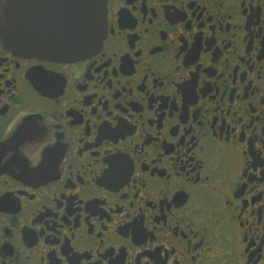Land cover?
Listing matches in <instances>:
<instances>
[{
    "label": "flooded vegetation",
    "instance_id": "af4514ba",
    "mask_svg": "<svg viewBox=\"0 0 264 264\" xmlns=\"http://www.w3.org/2000/svg\"><path fill=\"white\" fill-rule=\"evenodd\" d=\"M106 29L76 60L0 34V264H264V0Z\"/></svg>",
    "mask_w": 264,
    "mask_h": 264
},
{
    "label": "water",
    "instance_id": "95a60500",
    "mask_svg": "<svg viewBox=\"0 0 264 264\" xmlns=\"http://www.w3.org/2000/svg\"><path fill=\"white\" fill-rule=\"evenodd\" d=\"M0 15L7 46L53 60L91 54L107 32L106 0H0Z\"/></svg>",
    "mask_w": 264,
    "mask_h": 264
}]
</instances>
